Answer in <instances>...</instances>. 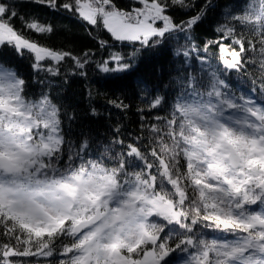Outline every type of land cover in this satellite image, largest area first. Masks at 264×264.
<instances>
[{"label": "trees", "instance_id": "16d2710c", "mask_svg": "<svg viewBox=\"0 0 264 264\" xmlns=\"http://www.w3.org/2000/svg\"><path fill=\"white\" fill-rule=\"evenodd\" d=\"M251 1H95L128 19L137 10L152 13L147 5L156 3L170 30L143 43L115 39L100 15L96 22L86 20L79 11L81 0H0V21L35 51H20L6 41L0 46V64L23 78L24 99L47 97L56 107L61 141L44 159L46 180L62 179L80 167L91 172L102 168L120 183L152 179L154 192L177 202L182 211L179 224L160 218L154 231L156 248L164 245L171 254L163 264H181L173 250L188 241L201 253L225 230L229 236L235 229L253 234L235 217L231 228L220 224L218 193L208 194L204 176L195 168L203 157L191 135L194 117H199L196 108L211 112L204 99L212 82L199 65L201 58L217 64L224 51L238 53V66L220 68L224 97L239 105L227 114L232 119L242 116L247 102L264 110V29L245 17ZM43 52L61 58L38 64L37 56ZM114 55L123 57L125 68L101 69ZM248 199L244 197V203ZM258 210L248 201L249 213L261 215ZM71 224L67 220L64 229L37 233L25 220L0 208V264H69L67 247H80V236L65 228ZM151 247L144 243L134 255ZM43 248L51 255L45 260L33 253ZM10 249L17 254L7 256ZM216 249L223 255V249ZM253 253L249 264H264V252Z\"/></svg>", "mask_w": 264, "mask_h": 264}, {"label": "rangeland", "instance_id": "374dc122", "mask_svg": "<svg viewBox=\"0 0 264 264\" xmlns=\"http://www.w3.org/2000/svg\"><path fill=\"white\" fill-rule=\"evenodd\" d=\"M100 5L103 6V10ZM147 7L152 13L146 15V11L137 10L131 19L115 10H104L106 7L94 0H81L79 11L90 22H96L100 15L115 39L146 43L154 35L170 30L165 16L158 13L161 12V8L156 3H149ZM245 17L264 29V0H252ZM6 41L13 43L20 51L24 49L34 51V46L30 42L18 37L0 21V46ZM60 58L55 53L43 52L37 56V62L41 64L46 59L58 61ZM123 60V57L114 55L101 65V69L108 72L112 71L113 67V70L121 71L125 68ZM238 61V53L231 51H224L217 64L209 62L208 59H199V65L204 68L207 78L212 82L204 99L205 102H209L211 112L206 113L200 110V107L196 108L199 117L197 115L194 117L191 135L192 144L199 152L202 150L203 159L215 165L209 176L208 172L205 173L209 165H204L203 161L195 168L204 176L201 180L207 184L208 194L211 190L218 193L217 206L222 209L219 210L220 224L231 228L232 218L235 217L248 231L253 230V234L235 229L234 235L229 236L225 230L220 237L213 240V246L208 245L198 254L191 247V241H188L180 249L173 250L182 256H188V258L183 256L182 264H248L254 251L259 249L260 254L264 252V192L261 188L264 178V110L256 104L247 102L244 105L245 117L242 119V116H236L232 119L227 112L239 105L224 97L222 91L224 82L220 78L221 67L229 69L236 67ZM18 83L10 69L0 64V103L3 105V112H0V208L6 211L7 215L25 220L35 228V232L43 233L64 229V222L68 218L73 221L71 225H65V228L69 227L72 231L73 225L80 218L93 215L95 207L101 205L102 219L80 234V247H67L69 250L64 254L68 257L69 264L167 263V258L171 254L164 245L156 248L158 236L154 233L155 219L149 220L147 217L161 216L165 223H176L179 218L174 209V202L167 196L154 192L151 187L152 179L137 178L131 184L126 182L121 184L115 174L104 172L102 168H96L91 172L80 167L62 179L46 181L45 156L51 148L56 147L57 150L61 141L56 107L47 97L28 99L21 104L22 100L15 95ZM251 115L260 118L262 128L259 127L261 123L258 125V120L249 119L248 116ZM245 121L251 124V128H259L260 135L253 137L252 131L246 128ZM15 129L19 137L13 131ZM34 131H38L35 144L32 138ZM224 137L226 139L221 140ZM21 141H24L23 144ZM227 142L234 148L239 159L236 166L230 167L234 172L232 176L235 174L233 176L235 180L233 177H225L224 172L227 169L220 166L228 160ZM249 158L253 159L251 168L246 164ZM48 160L53 162L52 159ZM162 170L167 174L170 183H173L175 180L169 176L165 164H162ZM219 178L221 185L215 182ZM242 181H247L248 187ZM136 195L141 196L139 202L144 204L142 205L144 208L141 205L135 209L132 207L134 206L132 198ZM178 195L180 199L183 198L180 191ZM72 197H75L74 201ZM244 197L249 198L245 203L242 202ZM231 199L235 212L239 208V214L230 212L228 202ZM248 201L252 205H257L258 211H262V214L249 213ZM145 217L147 226H142V219ZM147 242L152 243V247L140 255L137 254L138 256L134 255L135 247ZM217 247L223 249V255H219ZM246 247H251V251L245 249ZM70 248L74 251H70ZM33 253L44 260L51 257L46 248ZM12 254L17 253L12 249L6 252L7 256Z\"/></svg>", "mask_w": 264, "mask_h": 264}, {"label": "water", "instance_id": "95a60500", "mask_svg": "<svg viewBox=\"0 0 264 264\" xmlns=\"http://www.w3.org/2000/svg\"><path fill=\"white\" fill-rule=\"evenodd\" d=\"M3 106L0 104V109H2ZM230 149V161L232 163V165L236 166L238 163V157L236 156L234 150L232 149V147L229 146ZM263 190H264V181H263ZM102 219V215L100 214V207H97L96 209V213L89 219H85L80 221L79 223H77L74 226L73 231L76 234L81 233L85 228L89 227L92 224L98 223L100 220Z\"/></svg>", "mask_w": 264, "mask_h": 264}, {"label": "bare ground", "instance_id": "6f19581e", "mask_svg": "<svg viewBox=\"0 0 264 264\" xmlns=\"http://www.w3.org/2000/svg\"><path fill=\"white\" fill-rule=\"evenodd\" d=\"M96 1V0H95ZM97 3V2H96Z\"/></svg>", "mask_w": 264, "mask_h": 264}]
</instances>
